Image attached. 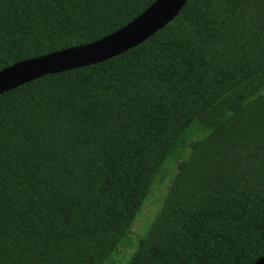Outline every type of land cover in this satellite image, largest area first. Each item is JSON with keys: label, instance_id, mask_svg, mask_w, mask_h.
I'll return each instance as SVG.
<instances>
[{"label": "trees", "instance_id": "trees-1", "mask_svg": "<svg viewBox=\"0 0 264 264\" xmlns=\"http://www.w3.org/2000/svg\"><path fill=\"white\" fill-rule=\"evenodd\" d=\"M154 1L0 0V70ZM128 247L125 264L264 255V0H187L121 54L0 94V264H114Z\"/></svg>", "mask_w": 264, "mask_h": 264}, {"label": "water", "instance_id": "water-1", "mask_svg": "<svg viewBox=\"0 0 264 264\" xmlns=\"http://www.w3.org/2000/svg\"><path fill=\"white\" fill-rule=\"evenodd\" d=\"M187 0H155L116 31L93 42L18 61L0 70V94L50 73L107 60L140 44L171 21ZM253 264H264V255Z\"/></svg>", "mask_w": 264, "mask_h": 264}, {"label": "rangeland", "instance_id": "rangeland-1", "mask_svg": "<svg viewBox=\"0 0 264 264\" xmlns=\"http://www.w3.org/2000/svg\"><path fill=\"white\" fill-rule=\"evenodd\" d=\"M160 188H162V187L160 186ZM154 199L155 198H152V199L150 198V200L144 206V210H143L142 214L140 213L141 216L139 214L136 217V221H137L136 224H141V223L143 224L142 227L140 228L139 232H135L134 237H135L136 241H137V239H139L138 237L145 236V234H146L147 230L149 229V226L153 220V219L151 220V218L154 214L156 204H158L157 200L156 199L154 200ZM151 201H153V202L150 203ZM134 250H135V247H133V248L128 247L127 250L121 256H119L117 261L114 262V264H125L128 261V259L130 258L131 254L133 253Z\"/></svg>", "mask_w": 264, "mask_h": 264}]
</instances>
